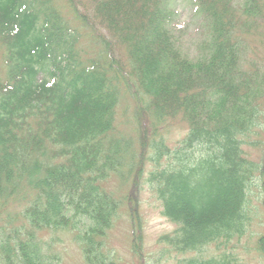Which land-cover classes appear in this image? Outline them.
<instances>
[{"label": "trees", "instance_id": "obj_1", "mask_svg": "<svg viewBox=\"0 0 264 264\" xmlns=\"http://www.w3.org/2000/svg\"><path fill=\"white\" fill-rule=\"evenodd\" d=\"M171 2L0 0V264H61L63 234L85 264H110L108 236L122 212L137 235L147 185L177 228L164 253L245 264L221 251L251 231L259 179L264 205V0H194L209 31L198 59L178 44ZM124 97L133 136L117 127ZM171 120L185 126L172 148Z\"/></svg>", "mask_w": 264, "mask_h": 264}, {"label": "rangeland", "instance_id": "obj_2", "mask_svg": "<svg viewBox=\"0 0 264 264\" xmlns=\"http://www.w3.org/2000/svg\"><path fill=\"white\" fill-rule=\"evenodd\" d=\"M171 10H173L175 14L172 29L178 44H180L182 51L186 55L198 59L202 51H204V45L207 44V36L209 35L206 21L199 13L194 0H172ZM6 54L7 52L0 51V84H4L7 76L6 70L8 66L6 63ZM40 78L43 79L44 75L42 74ZM120 104L117 111L118 130L127 136L128 134L129 136H133L126 120L129 119L131 121L132 119L131 122H133V116H130V114L131 111L133 112L135 104L131 102L130 97H124ZM168 127L169 129H165L167 131V134L164 135L165 140L169 147H176L177 143L183 139L185 126L183 127L179 121L171 120V122L168 123ZM117 135L120 134L117 132ZM248 153L252 157L254 163L258 165L261 164L262 157L258 150L254 148L248 149ZM154 169L155 166L151 164L147 170L148 174ZM147 172L145 170V176ZM260 184L261 179H259L254 186L253 194L250 199L251 231L240 242L235 241L230 244L228 248L225 245L221 251L222 253L228 250L233 253L235 252L245 264H264V261L260 258L258 259L256 255L258 235L264 233V205L262 207V202L259 200V196L262 192L259 189ZM109 186L110 189H113L116 196L124 195L128 190V187L121 185L117 179L116 181L115 179L111 180L108 187ZM139 206L141 207L140 217L142 218V225L136 227L139 232L134 236L135 231L131 229V222L122 212L121 218L118 223H116L113 230H111L107 239V263L178 264V259H183V257L174 255L173 258H171L169 254L164 253L167 249L160 240L164 238V236L173 234L177 228L167 217L162 216L163 206H161L157 195H155L148 185L140 192ZM140 241L141 244L139 243ZM55 245H57L56 247L60 252V256H62L61 264H85L80 248L78 244L73 241L71 236H67V234L61 235V242ZM133 245H138L136 250L140 254L135 253ZM211 254H216V252L213 251Z\"/></svg>", "mask_w": 264, "mask_h": 264}]
</instances>
